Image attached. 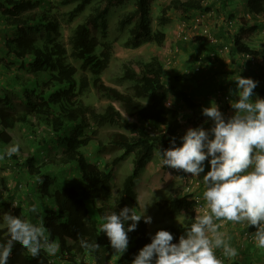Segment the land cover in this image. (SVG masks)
<instances>
[{
	"label": "trees",
	"instance_id": "trees-1",
	"mask_svg": "<svg viewBox=\"0 0 264 264\" xmlns=\"http://www.w3.org/2000/svg\"><path fill=\"white\" fill-rule=\"evenodd\" d=\"M115 1L61 0L63 5L73 4L67 11L69 22L88 7L90 9L82 21L72 25L68 48L60 39V22L49 1L0 0V34L7 35L5 46L0 47V145L17 144L14 136L18 129L27 146H34L30 152H25L19 144V154L5 157L1 163L7 164L12 172H24L43 181L36 180L34 190L29 181L21 184L16 180L12 188L3 184V195L9 190L14 194V190L23 189L28 197L27 204H39L38 214L29 212V207L25 208L14 199H5L4 202L9 203L1 204L6 206L7 213L43 223L51 232V239L59 241V261L66 264H111L117 254L107 235L99 232L103 217L114 211L118 214L129 202L138 201L137 176L156 151L170 148L173 138L175 144L182 145V137L187 132L181 133L183 112L188 113L185 120L192 128L210 130L214 122L203 115L202 102L216 101L219 105L238 100V95L233 94L237 91L234 80L237 75L258 82L253 101L264 99L263 66L253 61L255 57L264 59V39L258 47L249 43L255 34L264 35V0H240L237 10L231 6L232 0H170L162 9L161 24L168 22L166 15L170 9L186 15H194V11L206 14L212 12L214 3H219L225 25H221L217 37L214 35L211 39H175L166 62L157 54L148 59L123 61L121 74L132 83L128 91L106 85L102 79L114 54V45L108 39L107 15ZM154 1L135 0V6L119 18V28L128 31L126 47L137 48L147 42L162 46L169 42L165 31L152 27ZM234 20L237 28L232 33L229 27ZM96 29L99 35L95 34ZM39 33L43 36L41 40L36 37ZM179 49L189 50L194 59L186 69L166 67ZM222 53L228 55L229 63L220 61ZM70 57L80 61V65ZM91 87L111 100L103 110L84 102L83 96ZM113 101L119 102L122 110ZM230 110L233 111L224 115L225 120L235 114L232 107ZM106 124L124 127L127 133L117 131L109 135L110 145L120 153L102 166L98 158L90 157L87 152L91 143L103 146L98 127ZM129 155L133 156L132 170L114 194L113 167ZM75 166L83 181L80 186L66 183ZM190 197L189 193H169L156 203L170 217L182 211L188 214L180 224L162 227L173 234V243L179 242L197 216L195 201ZM42 198L47 204H43ZM131 223L128 221L125 228ZM249 230L256 229L249 227ZM128 236V249L116 264H132L139 251L151 243V232L144 217ZM7 238V226H0V242ZM81 239L96 242L100 248L86 251L80 245ZM249 258L233 259L224 264H249ZM9 264L56 262L44 252L33 258L17 242Z\"/></svg>",
	"mask_w": 264,
	"mask_h": 264
},
{
	"label": "clouds",
	"instance_id": "clouds-1",
	"mask_svg": "<svg viewBox=\"0 0 264 264\" xmlns=\"http://www.w3.org/2000/svg\"><path fill=\"white\" fill-rule=\"evenodd\" d=\"M234 80L237 91L233 94L239 99L231 101L235 110L231 118L225 120L219 106L212 102L211 107L203 109V115L214 122L210 130L189 128L182 137V146H175L173 138L170 148L163 153L161 149L157 151L164 166L193 177L205 171V161L211 157V169L203 177V200L208 210L195 217L178 243H173L170 231L159 230L132 264H224L217 250L226 258L238 255L230 237L221 231L225 222L254 227L255 245L264 249V99L253 101L257 81L240 75ZM19 151L20 145L13 144L0 154V160L18 155ZM37 180L43 183L40 177ZM16 206L13 202V207ZM39 208V204L33 203L28 211L38 214ZM142 217L145 223L152 222L150 216L138 215L136 209L127 206L118 214L114 211L103 217L99 232L106 233L114 254L122 256L127 251L128 233L136 230ZM2 221L9 238L0 242V264H9L17 242L33 258L39 257L41 252L49 257L60 252L59 241L51 239V232L43 223H33L11 213L3 214ZM128 221L132 223L125 228ZM80 245L86 251L100 248L96 242L85 239L80 240Z\"/></svg>",
	"mask_w": 264,
	"mask_h": 264
},
{
	"label": "rangeland",
	"instance_id": "rangeland-1",
	"mask_svg": "<svg viewBox=\"0 0 264 264\" xmlns=\"http://www.w3.org/2000/svg\"><path fill=\"white\" fill-rule=\"evenodd\" d=\"M49 1V6L52 7V12L55 13L59 22H60V39L63 41L68 48H70L69 44V35L71 32V27L75 22H80L84 19V17L89 13V7L85 12L81 13L74 21L69 22L67 20V11L73 6V4L63 5L61 4V0H47ZM210 1V0H209ZM231 6L234 9L240 8V0H232ZM170 0H155L152 4L151 8V20L153 29H161L166 32L167 35V43L162 46H158L155 42H147L142 44L137 48H130L125 46V41L128 36L127 29L122 30L118 26V20L121 15L127 11L132 9L135 6V0H116L114 4L111 6L109 13L107 15L109 30H108V39L112 41L114 45V54L113 58L110 62V66L103 72L102 79L106 85L113 86L121 91H128L131 88V81L123 78L121 74V67L123 61H135L140 58L148 59L152 55H159L164 62L167 61L169 55L172 54V44L175 43V39L184 38L186 40L195 39L199 41L200 39L209 38L211 39L214 35L217 34V31L220 27L224 26L225 19L223 18L225 15L223 10L219 6V3H214L212 7V12H207L206 14H201L200 12L197 14L194 11V15H186L183 12H180L176 9H170L167 12L168 22L161 24L160 17L162 15V9L166 6ZM95 2L93 3V5ZM217 8V9H216ZM216 9V11H214ZM222 23V24H221ZM0 24V29H1ZM222 25V26H221ZM237 28V22L234 20L232 22V26L229 29L232 33H235ZM12 35L13 32H8ZM95 34L99 35V29L95 30ZM211 34L212 36H209ZM6 33L0 34V47H4V41L6 39ZM263 33H257L249 39V43L254 46H260L262 40L264 39ZM36 37L41 40L43 36L41 33L37 34ZM217 37V35L215 36ZM190 49V48H189ZM0 55L2 52L0 51ZM194 58L190 54L189 50H181L176 53V56L171 60L170 63L166 64V67H177L180 69H186L187 65ZM219 59L221 62L229 63L230 59L228 55L222 53L219 55ZM70 60L74 62L77 66L80 65V61H77L70 57ZM230 67V65H229ZM232 69V66L230 67ZM84 102L93 105L97 108V110H103L105 106L111 102V100L104 95L103 93L96 90L94 87H91L89 91L83 96ZM212 102L216 101H211ZM115 106L122 110V107L119 102L113 101ZM217 104V103H216ZM223 115H230L233 110L231 109L230 104H219L218 105ZM184 111V109L182 110ZM187 112H183V127L181 128V133H185L187 131V127L192 128V125L189 124L185 119ZM190 114V113H189ZM204 118V117H203ZM133 120L136 118L133 117ZM202 123H199L200 125ZM100 139L103 141V146H97L91 143L88 147V155L94 159L98 158L100 160L101 165L104 166L106 163L110 162L117 154L120 153L119 149L112 148L110 145L108 138L109 135L113 132H124L127 133V130L124 127L113 124H106L101 127H98ZM15 139L17 144H21L25 152H30L31 148L34 146H27L25 138L22 134L15 130ZM40 131H43L40 129ZM175 146H182L179 143L175 144ZM9 147L7 145H0V154L3 151H6ZM99 149L97 152L96 150ZM164 150H161L163 153ZM132 155H129L122 161H120L117 165L113 167V193L116 194L118 189L122 186V181L124 177L129 174L132 170ZM210 159L205 161L204 167L205 171L200 174L199 177H194L195 180L200 181V185L194 186L190 189V191L185 192V187L187 183L190 182L192 175L186 176V173L182 170H176L169 166H164L162 164V157L157 155V151L155 152L153 158L148 162V164L141 169L139 175L136 179L135 189L138 193V201L136 203L128 204L130 209H136L138 215L150 216L152 218V222L148 223L149 230L151 232V237L153 238L155 234L162 230V227L168 224H180L184 218L188 216L187 213L183 212L181 214L176 215L175 217H170L167 215L164 209H161L157 206V201L166 196L169 193H177V194H191V199L195 201V211L196 215L203 214L208 209L205 207V203L203 200V191L205 190V185L203 184V177L207 174L211 169ZM111 166H109L110 169ZM17 172V176L15 175ZM12 173V174H11ZM13 175V176H12ZM14 177V178H13ZM6 179L5 181H2ZM16 180L20 181L21 184H25V182L29 181V186L32 190L35 189L34 182H36L35 176H30L27 173H18V171H13L12 169L5 164L1 163L0 160V226H4L6 224L3 223L2 217L3 214L7 213V208L5 205L1 203H9L4 202L5 199H14L17 200L20 204H23L25 208L30 207L28 202V197L26 192L23 189L14 190V194H12V190L7 191L3 195V184L7 187H14ZM66 183L69 185L80 186L83 184L81 179L80 171L78 167L75 166V169L70 171V178L66 180ZM23 187V186H22ZM15 189V188H14ZM13 196V198H10ZM12 201V200H10ZM43 204H47L45 199H41ZM99 203V202H98ZM16 204V203H15ZM141 206H146L140 207ZM10 206V204H9ZM29 209V208H28ZM94 215V210L93 213ZM40 223V221L38 220ZM221 231H223L227 237H230V243L234 248L237 249L238 255L234 258H226L224 257V263L226 261H231L233 259L241 261L243 257H250L249 264H264V249H259L255 245V241L253 239L254 233L256 230L250 231L249 226L246 224H232L229 222H225ZM106 234V233H104ZM58 255V254H57ZM222 255L221 250H217V256ZM115 256V255H114ZM112 258L111 264H116L120 255ZM54 258V257H52ZM56 264H66L62 261H59V257L54 258Z\"/></svg>",
	"mask_w": 264,
	"mask_h": 264
},
{
	"label": "built area",
	"instance_id": "built-area-1",
	"mask_svg": "<svg viewBox=\"0 0 264 264\" xmlns=\"http://www.w3.org/2000/svg\"><path fill=\"white\" fill-rule=\"evenodd\" d=\"M253 61H255V62H256V61L261 62L262 66H263V70H262V72H263V74H264V59H261V58H257V57H255V58L253 59ZM189 175H191V174L186 173V176H187V177H188ZM198 185H200V181H199V180H195V181H194V177H192L191 180H190V182L187 183V185H186V187H185V192L190 191L191 188H193L194 186H198ZM218 257H220V258L222 259V256H221V255L218 256Z\"/></svg>",
	"mask_w": 264,
	"mask_h": 264
},
{
	"label": "crops",
	"instance_id": "crops-1",
	"mask_svg": "<svg viewBox=\"0 0 264 264\" xmlns=\"http://www.w3.org/2000/svg\"><path fill=\"white\" fill-rule=\"evenodd\" d=\"M206 107H211V102H210V103H203V102H202L201 110H203V109L206 108ZM187 130H188V127H187ZM57 256H58V255H56L55 257H57ZM55 257H54V258H55ZM54 258H53V259H54Z\"/></svg>",
	"mask_w": 264,
	"mask_h": 264
}]
</instances>
